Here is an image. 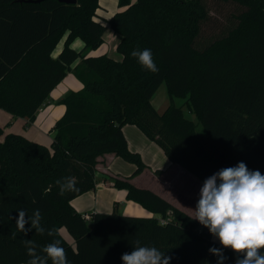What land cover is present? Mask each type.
<instances>
[{"label":"trees","instance_id":"trees-1","mask_svg":"<svg viewBox=\"0 0 264 264\" xmlns=\"http://www.w3.org/2000/svg\"><path fill=\"white\" fill-rule=\"evenodd\" d=\"M118 1L121 9L107 19L99 13V0H0L1 108L31 123L69 71L83 82L82 89L62 99L66 110L50 146L20 133L4 134L0 125V264H26L25 239L36 242L40 255L42 246L60 239L70 264H122L121 255L131 252L136 240L171 256L170 264H216L208 249L222 246L207 228L153 189L131 181L146 163L130 149L126 124L139 127L172 162L203 182L241 161L264 174V0H232L243 8L234 14L236 25L205 45L199 37L212 15L207 0ZM104 20L121 35V59L90 53L104 42ZM77 37L84 41L80 50L71 46ZM145 48L151 49L158 73L131 56ZM163 83L171 102L160 111L152 101ZM174 97L186 98L205 133ZM110 152L136 165L131 176L112 177L114 186L126 189L128 199L154 216L115 209L92 212L89 222L75 209L72 200L96 187L99 157ZM66 176L76 178L78 190L61 196L55 181ZM19 209L29 217L39 209L41 225L59 229L58 235H38L35 229L24 235L11 219ZM169 215L172 221L162 224L159 217ZM223 253L224 264H235L236 253Z\"/></svg>","mask_w":264,"mask_h":264},{"label":"clouds","instance_id":"clouds-1","mask_svg":"<svg viewBox=\"0 0 264 264\" xmlns=\"http://www.w3.org/2000/svg\"><path fill=\"white\" fill-rule=\"evenodd\" d=\"M131 56L146 71L159 72L151 49H135ZM55 184L61 196L78 190L74 176L57 179ZM17 211L18 216L11 219H15L17 230L24 235L32 229L38 235H58L59 229H46L41 225L43 217L39 209L34 210L30 217L24 209ZM193 211L194 217L191 219L207 228L222 246L208 249L210 254L217 257L216 264H224L227 259L223 249H231L237 254L235 264H264V174L259 170H250L241 161L213 173L204 180ZM29 223L31 227L26 228ZM23 243L30 257L26 264H47L48 260H51V264H70L60 239H53L42 246L40 251L44 255L37 253L38 245L34 240L25 239ZM120 259L122 264H170L172 257L154 246H142L136 240L132 251L123 253Z\"/></svg>","mask_w":264,"mask_h":264},{"label":"crops","instance_id":"crops-1","mask_svg":"<svg viewBox=\"0 0 264 264\" xmlns=\"http://www.w3.org/2000/svg\"><path fill=\"white\" fill-rule=\"evenodd\" d=\"M99 2L102 5V8L99 9V13L103 18L108 19L119 11L118 0H99ZM110 10L111 15H107ZM67 36L68 33H66L58 42L53 51L54 57H57L62 51ZM79 39L81 38L77 37L71 43V46L77 50L82 49L84 46V41L81 39L83 42H80ZM119 41L116 43V49ZM81 46L82 48H80ZM103 53L108 54V52L104 49L100 53L93 55ZM113 57L121 59L122 55L119 53L118 56L116 55ZM79 62L80 59H78L73 66H76ZM69 78L71 79L70 82H68ZM73 79H75V82ZM82 88L83 82L77 77L74 71H69L65 78L51 91L48 99L39 108L36 120L31 123H28L27 117H13L9 111L0 107V125L4 128V134L10 132L20 133L31 140L50 146L55 135L54 126L66 110L65 105L62 103V99L68 92L72 90H80ZM126 125H124L123 129L129 142L128 132L137 133L138 135L140 132L134 130L132 128L133 126ZM123 160L126 161L114 152L106 153L105 155L99 157L97 175L100 181L94 189L87 191L72 200V204L78 212L110 213L116 209L120 213L133 216L148 217L155 215L154 212H151L140 203L128 199L126 189H120L114 186L112 177L125 178L131 176L136 170V165L134 166V163H125ZM155 171L156 174H153V180L155 182L154 186H147L141 183L139 181L141 177L140 174L132 176L131 181L137 186L153 189L169 200L173 205L179 207L194 217L193 209L195 208L196 202L199 198V190L203 181L178 163L172 162L170 159L167 164L163 165L162 168H157ZM63 229L66 228L61 229L62 234L73 243V238L70 239L66 236Z\"/></svg>","mask_w":264,"mask_h":264},{"label":"rangeland","instance_id":"rangeland-1","mask_svg":"<svg viewBox=\"0 0 264 264\" xmlns=\"http://www.w3.org/2000/svg\"><path fill=\"white\" fill-rule=\"evenodd\" d=\"M207 5L209 6V9L212 15L204 23V26L202 28V32L199 37V42H201V45H205L207 43L212 42L213 40L217 38H220L226 35L227 32L231 28H233L237 23V20L234 17V14L240 13L239 11L242 8V7L240 8V5H238V3L232 0H207ZM120 9L121 8L119 6L118 10ZM110 13H111V10L107 15H111ZM118 38L119 39L121 38L120 34L117 33L111 27V25H109L107 22V28L104 34L105 41L97 49L91 50L90 53L97 54L105 49L109 55L118 56L119 52L116 49V43L117 41H119ZM79 40L80 42H83L81 39ZM80 48H82V46ZM70 78H75V77H70ZM70 78L68 79V82H70L71 80ZM73 80L75 82V79ZM152 102L155 105V107L160 111H163L170 104L171 100H170V97L167 91V86L165 83H163L159 87ZM185 102H186L185 97H174V103L178 106H182L186 115L197 123V130L200 133H205V129L202 123L199 121L195 113L188 109ZM126 126H133L132 128L134 130H137L140 132L139 135L137 133L128 132L129 147L134 151H138L146 163L143 170L139 173L141 176L139 181L147 186H154L155 182L153 180V174H156L155 170L157 168H162L163 165L167 164L169 161V158L166 156L163 149L158 145V143L148 138L139 127L133 124L132 125L127 124ZM123 162L126 163L128 161L123 160ZM128 164H131V163H128ZM63 232L70 239L72 238L66 229H63ZM213 239L215 238L213 237Z\"/></svg>","mask_w":264,"mask_h":264},{"label":"built area","instance_id":"built-area-1","mask_svg":"<svg viewBox=\"0 0 264 264\" xmlns=\"http://www.w3.org/2000/svg\"><path fill=\"white\" fill-rule=\"evenodd\" d=\"M83 217L89 222L92 221V214L89 212L83 213ZM159 220L162 224H166V223L172 221V217L170 215L167 217H159Z\"/></svg>","mask_w":264,"mask_h":264},{"label":"water","instance_id":"water-1","mask_svg":"<svg viewBox=\"0 0 264 264\" xmlns=\"http://www.w3.org/2000/svg\"><path fill=\"white\" fill-rule=\"evenodd\" d=\"M19 1L39 2V1H42V0H19ZM60 1L75 2L76 0H60Z\"/></svg>","mask_w":264,"mask_h":264}]
</instances>
